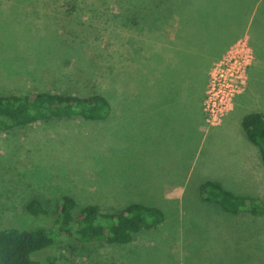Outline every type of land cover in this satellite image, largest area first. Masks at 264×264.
Here are the masks:
<instances>
[{
	"label": "rangeland",
	"instance_id": "1",
	"mask_svg": "<svg viewBox=\"0 0 264 264\" xmlns=\"http://www.w3.org/2000/svg\"><path fill=\"white\" fill-rule=\"evenodd\" d=\"M130 38L115 0H0V96L49 91L84 97L104 92L105 78L114 74L116 44ZM258 90L264 92V86ZM109 99L114 106L113 96ZM243 99L254 108L264 101L251 102L249 95ZM133 131L116 125L113 118L76 117L0 130V230L52 229L63 197L75 200L76 215L89 205L105 213L121 212L131 204L159 207L170 214L166 226L175 223L179 205H193L191 213L198 207V264H264V216L230 214L216 204L207 205L199 199L196 178L186 194L165 196V187L180 180L165 175L169 163L160 159L169 143L147 144L134 138ZM250 164L262 188L244 196L264 200L263 161L253 155ZM183 196L181 204L172 203ZM34 199L46 214L28 212ZM175 229L169 226L168 232L178 239ZM161 234L142 231L133 247L58 242L38 257L42 264H176L181 253H165L160 247L167 244L161 239L153 240L156 248L150 253L139 250L151 244L149 236Z\"/></svg>",
	"mask_w": 264,
	"mask_h": 264
},
{
	"label": "trees",
	"instance_id": "2",
	"mask_svg": "<svg viewBox=\"0 0 264 264\" xmlns=\"http://www.w3.org/2000/svg\"><path fill=\"white\" fill-rule=\"evenodd\" d=\"M115 5L131 36L121 42L129 50L126 59L121 56L119 63L135 64L143 77L137 95L142 101L146 97L147 78L167 84L197 81L198 55L207 59L220 55L228 41L239 37L248 12L246 0H115ZM205 36L207 43L202 44ZM111 112L110 99L100 92L84 97L49 91L0 96V130L5 132L51 118L104 121ZM242 128L258 147L264 164V113L247 114ZM200 195L204 202L216 204L230 214L264 216V200L235 195L215 181L204 182ZM75 208L73 198L63 197L52 229L0 230V264H42L38 255L58 242L130 244L137 234L145 230L154 232L166 220L161 208L141 204H131L118 213H105L89 205L76 215ZM27 210L31 215L47 213L36 199Z\"/></svg>",
	"mask_w": 264,
	"mask_h": 264
},
{
	"label": "crops",
	"instance_id": "3",
	"mask_svg": "<svg viewBox=\"0 0 264 264\" xmlns=\"http://www.w3.org/2000/svg\"><path fill=\"white\" fill-rule=\"evenodd\" d=\"M246 2H248V12L244 15L241 31L236 40L242 37L248 38L255 60L248 72L246 90L237 96L234 111L227 114L218 126H207L202 109L209 72L212 64L220 60L236 40L228 41L222 53L216 57L207 59L205 55H200L201 57L198 55L197 81L187 80L167 84L148 75L151 78H147L145 101L137 98L143 77L138 74L135 64L130 66L119 63L121 56V59H126L129 46L119 42L116 44L115 54L110 53L114 54V74H109L111 76L105 78V91H100L108 99L112 95L115 100L109 119L113 118L118 126L134 128L132 136L145 139L147 144L151 141L153 143L168 141V146L161 151L160 159L163 163H169L165 166L167 168L165 175H172L180 180L165 187V196L186 194L192 178H196L197 193L203 202L200 187L206 181L218 182L225 189L239 196L250 194L254 187L262 188L255 183L258 173L250 164L253 155H258L261 159L260 152L248 139L242 128V121L247 114L264 113V101L261 103L262 106L254 108L249 105L247 99H243L247 95L252 99L251 102L264 98V92L258 90L259 87L264 86V9H262L263 0H246ZM201 40L202 44H206L207 36ZM105 73L107 76L108 72ZM160 132L163 133V138L158 136ZM183 198L184 196L172 203L181 204ZM204 203L213 205V203ZM193 208V205L187 208L179 205L175 223L173 225L169 223L174 230L178 228L176 231L180 233L178 239L168 232L169 226L166 225L170 214L167 216L165 213L167 216L165 222L155 231L162 230L163 234L149 236L147 239L151 240V244L141 246L139 248L141 253L144 250L148 253L152 249L155 250L153 240L161 239L167 244L166 246H170V248L160 247L165 253L174 252L176 256L181 253L176 264H185L186 259L189 263L193 261L198 264V207L191 213ZM184 224L189 228L183 229ZM136 251L132 248V256Z\"/></svg>",
	"mask_w": 264,
	"mask_h": 264
},
{
	"label": "built area",
	"instance_id": "4",
	"mask_svg": "<svg viewBox=\"0 0 264 264\" xmlns=\"http://www.w3.org/2000/svg\"><path fill=\"white\" fill-rule=\"evenodd\" d=\"M254 62V51L247 37L239 38L226 55L210 69L203 103L210 127L222 123L233 110L238 95L247 88L248 72Z\"/></svg>",
	"mask_w": 264,
	"mask_h": 264
}]
</instances>
